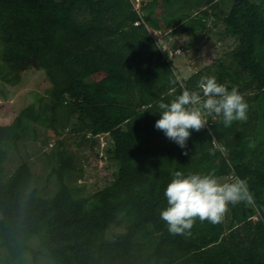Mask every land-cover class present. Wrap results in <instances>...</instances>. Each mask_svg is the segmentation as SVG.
Returning a JSON list of instances; mask_svg holds the SVG:
<instances>
[{"label": "trees", "instance_id": "obj_1", "mask_svg": "<svg viewBox=\"0 0 264 264\" xmlns=\"http://www.w3.org/2000/svg\"><path fill=\"white\" fill-rule=\"evenodd\" d=\"M195 8L190 0H0V81L10 83L13 66L33 59L51 83L36 101L35 122L60 137L48 176L57 187L41 192L25 164L6 173L7 148L19 147L27 110L0 123V246L9 257L30 254L36 262L41 252L51 264H264V0H232L222 34L235 46L184 81L199 91L197 82L208 75L237 88L249 104L248 119L225 127L221 117H209L213 135L207 130L204 142L193 134L184 149L155 127L158 104L184 88L151 30L183 31ZM97 130L108 133L103 148ZM67 131L109 161L106 181H74L83 169ZM213 136L225 148L214 156ZM213 170L221 181L246 179L254 202L230 204L218 224L197 218L190 236L170 234L160 212L168 206L172 172Z\"/></svg>", "mask_w": 264, "mask_h": 264}, {"label": "rangeland", "instance_id": "obj_2", "mask_svg": "<svg viewBox=\"0 0 264 264\" xmlns=\"http://www.w3.org/2000/svg\"><path fill=\"white\" fill-rule=\"evenodd\" d=\"M190 1L191 4L196 5V8L192 16L183 21V31L174 29L164 33L151 30L154 39L160 42L164 55L173 59L172 76L183 88H186L184 83L186 77L212 65L218 59L225 58L235 46L232 38L222 34L223 19L230 10L232 0H215L205 7H201L198 0ZM135 5L138 6L137 2ZM13 68L17 73L13 80L10 83L0 81V123H10L22 108L27 110L28 118L25 119V128L19 147L16 150L7 148L6 173L9 175L19 165L25 164L37 179L36 187L41 192H53L57 182L54 177L48 180V176L55 161L54 150L60 137L51 129L35 122L36 101L48 94V86H51V83L43 80L44 72L37 67L33 59L20 62ZM99 73L101 74H95L91 79H98L102 75V72ZM84 121L88 130L94 134L91 118L86 117ZM210 122L209 120L205 128L200 131L193 130L191 135L196 134L205 142L208 138L207 130L211 135L214 133L212 122ZM107 134L100 130L95 133L100 145L102 143L107 145ZM73 135L67 131V144L75 154L76 163L83 169L75 173L81 176L74 181L86 185L96 181H106L113 171L112 165L106 158H97L95 151L91 150L88 143L85 146H78L77 139ZM98 146L96 145L95 150ZM222 182L231 181L226 178ZM46 184L47 186L44 187ZM256 218L255 216L254 219ZM116 230L120 232L124 228ZM37 256L36 262L31 260L33 258L30 254H26L22 259H13L0 246V264L52 263L41 252Z\"/></svg>", "mask_w": 264, "mask_h": 264}, {"label": "clouds", "instance_id": "obj_3", "mask_svg": "<svg viewBox=\"0 0 264 264\" xmlns=\"http://www.w3.org/2000/svg\"><path fill=\"white\" fill-rule=\"evenodd\" d=\"M196 90L184 88L182 94L175 96L169 103L158 104L160 118L155 127L162 130L166 137L186 148L193 130L200 131L209 122V117H221L225 127L234 121L248 119L249 104L235 87L229 88L218 83L215 76H202ZM202 92V95H201ZM225 148L216 138H212L210 155ZM187 155V151L184 152ZM164 196L167 207L160 212V220L165 222L172 235H191V229L198 218L212 224L222 222L229 205L244 202L252 204L254 194L246 179L236 177L231 182L220 181L215 170L207 174L173 171Z\"/></svg>", "mask_w": 264, "mask_h": 264}, {"label": "built area", "instance_id": "obj_4", "mask_svg": "<svg viewBox=\"0 0 264 264\" xmlns=\"http://www.w3.org/2000/svg\"><path fill=\"white\" fill-rule=\"evenodd\" d=\"M105 146V144L102 143L101 147L103 148Z\"/></svg>", "mask_w": 264, "mask_h": 264}]
</instances>
